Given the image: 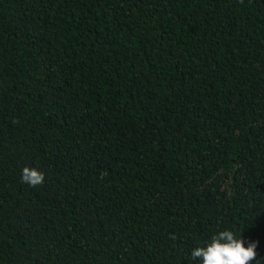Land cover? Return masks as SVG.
<instances>
[{"label":"trees","instance_id":"16d2710c","mask_svg":"<svg viewBox=\"0 0 264 264\" xmlns=\"http://www.w3.org/2000/svg\"><path fill=\"white\" fill-rule=\"evenodd\" d=\"M224 230L264 264V0H0V264H202Z\"/></svg>","mask_w":264,"mask_h":264},{"label":"clouds","instance_id":"9594fccd","mask_svg":"<svg viewBox=\"0 0 264 264\" xmlns=\"http://www.w3.org/2000/svg\"><path fill=\"white\" fill-rule=\"evenodd\" d=\"M45 180V174L36 168L24 167L21 181L30 187H40ZM171 239L175 240L173 235ZM256 242L244 246L243 239L237 238L231 230H224L211 237L206 247L195 248L191 256L201 259L202 264H251L256 259ZM259 264V262H257Z\"/></svg>","mask_w":264,"mask_h":264}]
</instances>
